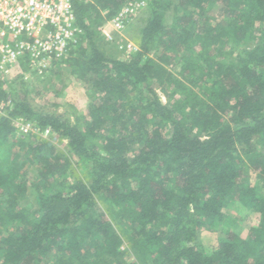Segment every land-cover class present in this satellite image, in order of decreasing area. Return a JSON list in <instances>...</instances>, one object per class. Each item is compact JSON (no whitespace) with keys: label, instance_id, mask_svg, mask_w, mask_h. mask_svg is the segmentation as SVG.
I'll return each mask as SVG.
<instances>
[{"label":"trees","instance_id":"16d2710c","mask_svg":"<svg viewBox=\"0 0 264 264\" xmlns=\"http://www.w3.org/2000/svg\"><path fill=\"white\" fill-rule=\"evenodd\" d=\"M136 1H72L82 35L53 67L83 82V127L34 107L27 91H0L12 101L0 116V264H264V0H143L136 51L108 58L99 28ZM19 120L69 154L35 135L13 142ZM14 148H26L21 165ZM32 155L28 203L18 177ZM232 203L259 218L245 238L223 230ZM216 226L208 252L197 237Z\"/></svg>","mask_w":264,"mask_h":264},{"label":"rangeland","instance_id":"374dc122","mask_svg":"<svg viewBox=\"0 0 264 264\" xmlns=\"http://www.w3.org/2000/svg\"><path fill=\"white\" fill-rule=\"evenodd\" d=\"M144 12L145 7H140L139 9L134 10L131 13V18H129L128 23L125 25V28L120 32L114 31L112 27L107 24L108 21L102 24L100 27V32L103 37L101 49L108 58L125 60L130 58L132 53L136 51L139 39V30L143 26L145 17ZM209 16L213 18L214 11H210ZM105 34L110 35L112 40L106 39ZM125 42L131 44L130 49L124 47ZM251 45L252 44H249V46ZM154 55L155 50L152 48L150 56L153 57ZM69 73L70 71L66 67V63L64 65L59 64L53 67L50 73H44L45 75L41 78H38V75L33 76V74L30 75L24 71L18 70L10 73L0 72V91H4L11 99H18L21 95H23L24 91H27L28 100L34 107L48 113L62 115L71 123L83 127L84 123L89 119L88 113L90 98L88 97L83 82L78 81L77 78L69 75ZM22 80L27 83L25 89H20V87H18ZM153 88L160 96L164 104H168V89L162 90L157 82L153 84ZM25 123L30 125L33 129L32 132L27 134L28 136L22 135L18 130V124L15 122L14 126L18 131H15V138L12 139L13 142L21 136L29 137L26 139V142H32L35 140L33 138L35 135V137H39V139L41 138L50 141L64 155L69 154V148L67 147L65 141H60L52 134L45 136L41 131H38L32 123L28 121H25ZM14 152H16L17 155L10 161H12V164L16 163L21 165L26 158V148L18 149V151L14 148ZM33 158L34 155L30 157L29 161L25 162L18 177V180L20 181H27L28 190L26 191V195L29 199L28 203H31L30 201H34V198L36 197L34 193V174L36 173L37 168L34 165L35 163H32ZM73 162L76 163L75 160H73ZM75 166V173L78 177H82L84 171L82 165L77 164ZM223 212L225 217L228 219L223 230H230L239 233L240 236L245 238L251 233L252 229L258 226V216L252 214L249 210L240 207L239 204L232 203L227 206ZM221 228H223V226H216L211 229H200L197 240L202 244L206 251L211 252L212 249L216 247V232ZM122 249H127V247L124 245ZM125 259L129 262L133 261V255L131 256L127 253L125 254Z\"/></svg>","mask_w":264,"mask_h":264},{"label":"built area","instance_id":"2783aa9c","mask_svg":"<svg viewBox=\"0 0 264 264\" xmlns=\"http://www.w3.org/2000/svg\"><path fill=\"white\" fill-rule=\"evenodd\" d=\"M72 1L0 0V72L18 70L40 77L56 62L66 59L82 35L76 25ZM76 1L87 4L94 0ZM140 7H145L143 0L124 5L107 24L120 32L131 13ZM105 38L112 40L108 34ZM124 47L130 49L131 44L125 42ZM10 105V99L0 103V116L6 114ZM16 123L22 135L33 130L23 120ZM42 133L50 134L48 129Z\"/></svg>","mask_w":264,"mask_h":264}]
</instances>
